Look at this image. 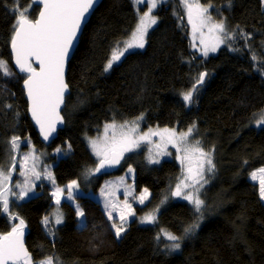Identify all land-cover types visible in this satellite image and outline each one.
Instances as JSON below:
<instances>
[{"label": "trees", "instance_id": "trees-1", "mask_svg": "<svg viewBox=\"0 0 264 264\" xmlns=\"http://www.w3.org/2000/svg\"><path fill=\"white\" fill-rule=\"evenodd\" d=\"M18 3L21 9L30 8L29 19L37 18L39 7L29 0ZM199 3L211 5L213 21L222 20L231 37L217 55L205 59L193 50L182 0H167L156 9V24L148 31L145 46L106 72L112 52L117 45L124 48L140 15L135 0H103L68 66L65 127L51 146H45L28 115L26 77L17 74L11 63L16 4L0 0V20L7 24L0 30V59L14 73L0 76V167L12 160L11 139L18 136L40 151L61 149L62 156L51 158L55 183L76 181L86 192L76 198L84 224H79L76 209L64 202L63 222L45 226L42 221L53 210V183H41L38 194L26 202H11L8 213L24 221L33 264L48 256L59 257L61 264H264V200L259 185L251 180V173L264 167V127L254 125L255 114L264 110V2ZM201 73L207 75L197 84ZM194 86L197 90L188 104L183 94ZM141 115L142 129L183 132L195 125L189 141L199 140L203 150L211 152L215 168L199 193L205 202L202 219H197L200 213L191 203L170 194L181 175L180 164L175 158L150 163L149 145L127 155L120 173L91 176L96 161L85 137H95L107 123L131 122ZM131 166L137 192L150 191L145 207L150 211L159 207V212L152 225L133 220L117 237L100 199L86 194H96L105 178ZM165 196L167 201L161 203ZM0 213V234H7L11 221L2 208ZM197 222L199 227L184 236V229ZM162 230L183 237L179 250H170L173 242L162 237Z\"/></svg>", "mask_w": 264, "mask_h": 264}, {"label": "snow or ice", "instance_id": "snow-or-ice-1", "mask_svg": "<svg viewBox=\"0 0 264 264\" xmlns=\"http://www.w3.org/2000/svg\"><path fill=\"white\" fill-rule=\"evenodd\" d=\"M37 3V6H42L38 13V18L35 20L29 19L28 12L30 8L26 5L23 9L19 7L18 0H14L16 7L12 9L16 13L15 23L10 39V47L14 53V63L19 68L20 72L27 73L24 80V85L27 90V97L31 102V113L36 123L41 126V131L44 132L45 139L48 135L55 131L57 122L62 121L59 114V107L63 103L64 93L68 89V84L65 82V65L69 58L70 51H74L73 42L77 38V33L81 31V24L86 23L85 17L97 0H29V4ZM143 0H135L136 4H140ZM163 2V0H161ZM182 3L187 11L188 22L192 24L193 34L207 27L209 34H215V43L210 47L202 39L201 43L204 45L202 51L203 55L207 56L209 51L215 52L217 46L223 43L222 37L231 38L225 28L224 22L213 21L209 14V7H204L199 3V0L189 2V0H182ZM156 7V0H151V8L148 12L141 16L140 22L132 33L131 40L126 42L125 47L121 50L119 45L112 52L111 58L105 65L104 71H109L113 67V63L120 60L128 49L143 48L145 44V35L147 29L152 24L156 23V18L151 16V9ZM204 33L201 32V36ZM250 38V37H247ZM255 60L256 57L253 56ZM39 65V70L33 67L32 61ZM264 65V61H262ZM14 75L9 70L8 64L3 59H0V76ZM207 73H201L196 83L202 84ZM197 89L194 86L190 91L183 94V100L188 104L193 102V92ZM11 107V105H7ZM257 126L264 125V110L255 114ZM143 119V115L137 117L135 120L129 122L125 121L123 124H116L115 122L105 125V135L102 144L97 140H91V147L99 157L98 167L93 171H100L101 168L111 167L118 164L123 158L125 152L133 151L138 148L142 142L152 144L149 151V162L159 163L157 157L161 155H171L167 152V145L171 144L178 153L177 159L180 160L182 172L175 184L174 190L170 193L172 196L182 197L189 201L194 206V211L200 213L198 220L203 218L202 208L205 204L204 200L200 198V189L208 182L205 178V172H212L215 168L211 158V152H205L200 146L199 140L189 141V137L193 134L195 125L188 128L186 131L177 133L175 129L163 128L152 129L149 128L147 132L141 133L139 131L138 121ZM111 131V136L108 135ZM159 136L160 143H153L152 137ZM27 143V141H25ZM20 138L13 136L11 145L13 149L19 148ZM71 147L70 145L68 146ZM57 152L61 149L57 148ZM155 153V156L153 155ZM35 156L32 153L25 154L23 157L22 168L18 174L24 177L23 185L16 183L15 188L19 189L17 199H23L27 192L31 190L32 185L31 176L40 179L41 173L36 171L35 163L31 168H27V161ZM245 163H247L245 161ZM16 169L15 158H12V163L9 165V170L5 171L0 168V208L3 213L9 212L8 195L10 193L9 183L11 182L12 172ZM133 170L129 168V172ZM30 173V175H29ZM46 178L52 181L55 185V179L50 172L45 171ZM253 180L259 181V196L264 200V167L259 168L251 173ZM123 182V178H121ZM69 190L68 199L72 200L73 196L71 190L77 188V182L72 181L66 185ZM64 193L63 188L56 187L52 192L55 197V203L60 204V197ZM14 194V193H13ZM103 194V192H102ZM149 195L148 190L139 196V202L144 203V200ZM167 196L161 203L167 201ZM115 209L117 205L114 202H106L105 207ZM79 216H84V212L77 206ZM159 212V207L153 212L140 217L141 223H155L156 213ZM2 214V213H0ZM131 211V205L124 201L120 206V221L119 225L113 224L115 234L117 237L126 230L125 222L126 215H134ZM55 223L62 222V215L59 209L54 212ZM109 219H112V212L108 213ZM19 219L18 217H12ZM47 227L49 217H45L42 221ZM24 221L19 220V225H13L11 231L7 234H0V264H32V258L24 247L23 236ZM199 227V223L189 225L184 229V236L193 233ZM167 240L172 241L168 247L172 251L181 248L182 236L175 235L166 230H162ZM54 235V233H51ZM159 239V237H157ZM37 264H61L59 257L53 258L48 256Z\"/></svg>", "mask_w": 264, "mask_h": 264}, {"label": "rangeland", "instance_id": "rangeland-1", "mask_svg": "<svg viewBox=\"0 0 264 264\" xmlns=\"http://www.w3.org/2000/svg\"><path fill=\"white\" fill-rule=\"evenodd\" d=\"M166 1L167 0H163V2H161V0H156V7L151 9V16L156 18L155 12H156L157 7L159 5L165 3ZM136 8H137V13L140 15V18H141V16L144 15V13L148 12V10L151 8V0H143V2H141L140 4H136ZM187 19H188V17H187ZM152 26H154V24H152L151 26L148 27L147 33L150 30V28H152ZM6 27H7V24L5 25V22L3 20H0V30L6 29ZM201 32L204 33L203 36H201ZM147 33H146V35H147ZM146 35H145V38H146ZM189 37H190V40H191V44H192L193 50L195 52H197L202 58H205V59H208V58H210L212 56L217 55L218 52L225 46V44L227 42V39H228L227 37H222L223 43H220L217 46V50L215 52L209 51L208 55L204 56L203 55V51H202L204 45H202L201 40L203 39L205 41V43L208 44L209 47H210L212 44L215 43V34H209L207 27H205L203 29L198 30L195 33V36H194L193 30H192V24H191ZM130 40H131V38L128 41H130ZM144 46H145V44H144ZM122 48L123 47L121 46L120 49L122 50ZM137 49L139 50V48L128 49V51H126L124 53V55L121 56L120 60H122V58L126 54H128L129 52H133V51H135ZM120 60L117 61V62H114L113 63V67L116 66L120 62ZM256 119H257V117H256ZM256 119L254 121L255 127L256 128L264 127V125L257 126ZM107 124H111V123H107ZM107 124H105V125H107ZM116 124L119 125L120 123H116ZM138 124H139V131L141 133L148 131V129H142L141 128L142 124L140 122H138ZM105 125L103 126L101 132L98 135H96L95 137H89V136L85 137V141L87 143V146H88V148H89L94 160L96 161V165L99 162V157H97L96 154L94 153V151H93V149L91 147L90 141L91 140H97L98 142H100L102 144V141H103L104 135H105ZM152 129L155 130V129H162V128H152ZM176 132L180 133L179 131H176ZM108 135L111 136V131H109ZM151 139H152L153 143H160V137L159 136H153ZM143 145H149L150 147H152V144H148L146 142H142L138 148H136V149H134L133 151H130V152H125L124 154L127 156V155H129V154H131V153H133L135 151H138V150H140L142 148ZM24 146H27V147L25 149H23ZM147 149H149V148L147 147ZM170 149H173L172 153L174 155H171L170 157H169V155H161V156H159L157 158L159 160H161L162 158L163 159L175 158L177 160V162L181 166L180 160L177 159L178 153L176 152V149L173 148L171 144H168L167 145V152L168 153L170 152ZM13 152H14V158H15V163H16V169H15V171L12 172L11 182L8 185L9 189H10V193L8 195L9 207H10V204H11L12 201L21 202L22 203V202H26L27 199H29V198H31L33 196H36L38 194L37 186H39L41 183L47 182L49 184H52V181H50L49 179L46 178L45 171L50 172L51 175L53 176L52 167L51 166L54 165L55 161H53L51 158L53 156L60 157V156L63 155V151L62 150L60 152H57L55 150V151H53L51 153L48 152L47 150L40 151V150L36 149L34 144H31L30 142L29 143H25L24 141L20 142L18 150L17 149H13V151H12V145H11V150L9 152V158L10 159L13 158ZM28 153L34 154L35 160L30 158L27 161V168H31L33 163H35L36 171L40 172L41 176H40V179H36L34 176H31L30 178L32 180V185L34 187L30 186L31 190H29L27 192V195H25L23 197V199H17L16 197L19 194L20 190L15 188L14 185L16 183H21V185H23L24 177L20 176L18 173L20 171H22V170H25L24 168L21 167V165L23 164L24 155L28 154ZM153 155L155 156V153H153ZM148 156L149 155H147V157ZM11 163H12V160L8 164H6L4 166H1L0 168H3L5 171H8L9 170V165ZM95 168H96V166L91 170L90 174H91L92 177H98L99 174H100L99 171L98 172L93 171ZM129 168H131L133 171L129 172ZM181 168H182V166H181ZM256 170H258V169H256ZM209 173L210 172H207V171L205 172V178L206 179H207ZM29 175H30V173H29ZM135 175H136V173H135L134 167H132V166L128 167L121 174L105 178L104 182L102 183L101 188L99 189V191L96 194L92 193V192L90 194L92 197H94L96 199H100V202L102 203L103 209L105 210V213H106L107 217H108L109 211L112 212V219H109V217H108V219L110 220V222L112 224H117V225H119L121 223V221H120V206H122L124 201L127 200V202L131 205V211L133 213H135V214L134 215H126V222H125V228L126 229H127L128 225L130 224L131 221L136 220L139 223H141L140 222V217L153 212V211H150V208L145 207L147 202H148V200L150 199V195H151L150 191L148 189L147 190H148L149 195L144 200V203L141 204L139 202L138 198L144 192V189H142L143 191H141V192H137L136 185H135ZM121 178H123V182H121ZM251 180L259 185V181L258 180H253L252 178H251ZM59 188H63L64 189V193L60 197V204L59 205H57L55 203V197L52 196L53 200H54L53 201L54 205H53V210L51 211V214L49 216L50 224L52 226L57 225L55 223V216H54V212L56 211V209H59V211H60V213L62 215V222H63L64 218H63L62 210L60 208V205H61L62 201H67L69 204H71L76 209L77 217H78V220H79V224H84L83 220H85V217L78 215L77 206H79V205L76 202V195H80V194L84 193L82 188H80L78 186L77 188H74V189L71 190V193H72V196H73L72 200L68 199L69 190L67 189L66 186L59 187ZM53 191H55V190L53 189ZM102 192H103V194H102ZM177 198H179L181 200H184L182 197H177ZM184 201L189 202L187 200H184ZM106 202H114L117 205V207L115 209H113L111 207V205L109 207H105ZM79 209L82 210L80 206H79ZM7 214L9 215V218H10V221H11V225L12 226L13 225H17L18 226L19 225V220L11 218L10 213H7ZM143 224H148V223H141L140 225H143ZM148 225H152V224H148ZM143 226H147V225H143ZM23 229H26V227L24 226ZM125 231H123L121 233V235ZM162 237H164L167 240L166 236L163 233H162ZM32 264H33V262H32Z\"/></svg>", "mask_w": 264, "mask_h": 264}, {"label": "water", "instance_id": "water-1", "mask_svg": "<svg viewBox=\"0 0 264 264\" xmlns=\"http://www.w3.org/2000/svg\"><path fill=\"white\" fill-rule=\"evenodd\" d=\"M103 0H97V3H95L93 5V8L89 10V12L86 14V17H85V20H86V23H82L81 24V31L77 33V38L76 40L73 42V45H74V51H70L69 53V58L66 62V65H65V73H64V77H65V82L67 83V73H68V66H69V63L70 61L72 60L77 48H78V45L80 43V39L83 35V32L87 26V24L89 23V21L91 20V17L92 15L94 14V12L99 8V6L102 4ZM33 4L35 6H37V3L33 2ZM38 7V6H37ZM42 6H39V11H40V8ZM37 18H38V15H37ZM11 51V58H12V67L13 69L16 71L17 74L19 75H23V76H27L28 74L27 73H23V72H20L19 71V68L15 65L14 63V53L12 51V49H10ZM32 64H33V67L37 68V70H39V65L35 63V60L32 61ZM205 79V77H204ZM23 90L25 92V97H26V100L28 102V115H29V118L33 124V126L35 127L36 129V132L38 133L39 135V138H40V141L42 142L43 145L45 146H51V144L57 139L58 137V134L61 130L64 129L65 127V120H64V117H63V110L65 108V103H66V99L68 97V95L70 94V89H69V86H68V89L67 91L64 93V100H63V103L60 105L59 107V114L60 116L62 117V121L61 122H57L56 125H55V131L51 132L49 135H48V138L45 139V136H44V132L41 131V126L39 124L36 123V120L33 118L32 116V113H31V102L29 101L28 97H27V90L25 88V85L23 83ZM124 160L123 158L120 160V162L118 164H115L111 167H106V168H101L100 171H105L106 174L108 175H112V174H115L116 172L119 171V169L121 168L122 164H123ZM97 167H98V164H97ZM27 238H28V232L26 230L23 229V236H22V241H23V244H24V247L27 249L28 253L30 254V251H29V248L27 246Z\"/></svg>", "mask_w": 264, "mask_h": 264}, {"label": "flooded vegetation", "instance_id": "flooded-vegetation-1", "mask_svg": "<svg viewBox=\"0 0 264 264\" xmlns=\"http://www.w3.org/2000/svg\"><path fill=\"white\" fill-rule=\"evenodd\" d=\"M127 156L124 154L123 155V160H125V158H126ZM124 163V162H123ZM122 168V167H121ZM100 172V171H99ZM121 172V170L118 172V173H120ZM99 175H106V173H105V171H101L100 172V174ZM57 187H63V186H57ZM55 190V189H54ZM87 197H91V198H93L91 195H86ZM78 197V195H76V198ZM53 198V197H52ZM54 201V200H53ZM63 202H65V203H68L67 201H62L61 202V205H62V203Z\"/></svg>", "mask_w": 264, "mask_h": 264}, {"label": "bare ground", "instance_id": "bare-ground-1", "mask_svg": "<svg viewBox=\"0 0 264 264\" xmlns=\"http://www.w3.org/2000/svg\"><path fill=\"white\" fill-rule=\"evenodd\" d=\"M263 2H264V0H263ZM56 140H57V139H56ZM56 140H55V141H56ZM55 141H54V142H55Z\"/></svg>", "mask_w": 264, "mask_h": 264}]
</instances>
